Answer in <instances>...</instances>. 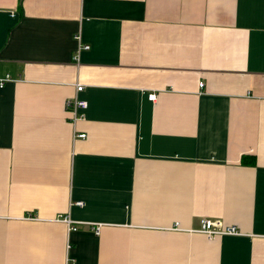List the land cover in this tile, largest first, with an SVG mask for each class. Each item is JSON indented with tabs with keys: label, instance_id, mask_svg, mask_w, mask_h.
I'll return each mask as SVG.
<instances>
[{
	"label": "crops",
	"instance_id": "obj_1",
	"mask_svg": "<svg viewBox=\"0 0 264 264\" xmlns=\"http://www.w3.org/2000/svg\"><path fill=\"white\" fill-rule=\"evenodd\" d=\"M6 73L0 264H264V0H0Z\"/></svg>",
	"mask_w": 264,
	"mask_h": 264
},
{
	"label": "built area",
	"instance_id": "obj_2",
	"mask_svg": "<svg viewBox=\"0 0 264 264\" xmlns=\"http://www.w3.org/2000/svg\"><path fill=\"white\" fill-rule=\"evenodd\" d=\"M79 33L76 34V38L79 39ZM88 44L86 43H79L78 50L80 48H88ZM74 55V59L77 60L78 54ZM12 76L10 73H6L4 76L0 77V86H2L6 81L12 80ZM203 85V81H199V86L201 87ZM83 84L80 82L75 83L76 91H80L83 89ZM148 99L154 101L156 99V93L155 92H149L147 94ZM66 108L68 111L71 112V119L76 120L78 118L83 117L82 109H84L87 106V100L84 98L79 97L78 95H74L72 97H69L66 99L65 102ZM74 136L76 137H85L86 132L85 131H75ZM75 204L82 205L84 203L83 200L78 199L74 202ZM62 220L67 224L68 230H74L77 229V225L74 222L73 219L70 218L68 214H62L60 215ZM92 229L95 233L99 232V224H94L92 226ZM197 231L204 233L208 238H214L219 235L223 234H238L240 233L237 225L230 224V225H223L219 220L211 219L208 217H202L200 220V227L197 229Z\"/></svg>",
	"mask_w": 264,
	"mask_h": 264
}]
</instances>
